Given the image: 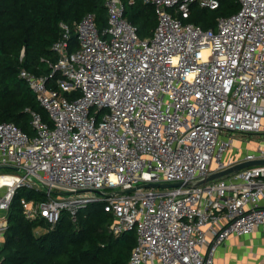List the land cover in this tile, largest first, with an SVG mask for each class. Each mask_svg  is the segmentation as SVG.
Listing matches in <instances>:
<instances>
[{"label": "built area", "instance_id": "obj_1", "mask_svg": "<svg viewBox=\"0 0 264 264\" xmlns=\"http://www.w3.org/2000/svg\"><path fill=\"white\" fill-rule=\"evenodd\" d=\"M133 2V0H131ZM157 25L141 38L122 0L96 15L60 23L51 74L19 72L52 124L32 111L34 134L0 122V245L18 189L26 219L49 229L64 211L101 203L115 235L134 230L128 264H216L231 237L264 233V164L202 185L184 183L248 160H264V142L239 155L232 131L264 134V0H239L215 28L187 21L191 6L219 0H144ZM58 73L60 76L55 77ZM183 184L137 188L144 183ZM0 264L1 259H0Z\"/></svg>", "mask_w": 264, "mask_h": 264}, {"label": "trees", "instance_id": "obj_2", "mask_svg": "<svg viewBox=\"0 0 264 264\" xmlns=\"http://www.w3.org/2000/svg\"><path fill=\"white\" fill-rule=\"evenodd\" d=\"M122 2L125 17L137 27L139 36H151L157 25L154 5L144 0ZM219 2L216 9L194 3L187 21L204 29L215 28L218 18L240 8L239 0ZM87 13L96 15L99 30L107 26L105 0H0V122H14L33 135L34 111L52 124L49 113L19 72L25 68L49 76L51 68L43 59H56L52 45L61 35L60 23L71 26L76 42L75 23ZM24 196L42 199L44 194L25 187L17 190L0 245L2 264H128L137 243L136 231L115 235L110 230L113 214L105 211L103 204L88 205L76 221L64 211L56 226L49 229L43 219H26L20 205Z\"/></svg>", "mask_w": 264, "mask_h": 264}, {"label": "crops", "instance_id": "obj_3", "mask_svg": "<svg viewBox=\"0 0 264 264\" xmlns=\"http://www.w3.org/2000/svg\"><path fill=\"white\" fill-rule=\"evenodd\" d=\"M215 260L216 264H264V233L231 237L218 247Z\"/></svg>", "mask_w": 264, "mask_h": 264}, {"label": "water", "instance_id": "obj_4", "mask_svg": "<svg viewBox=\"0 0 264 264\" xmlns=\"http://www.w3.org/2000/svg\"><path fill=\"white\" fill-rule=\"evenodd\" d=\"M258 164H264V160H248V161H244L241 163H238L230 168H227L225 170L222 171H218L212 174H209L208 176L198 179V180H194V181H190L187 183H184L185 185H192V186H198V185H202L205 184L207 182H210L212 180H216L219 178H222L223 176H227L230 175L231 173H236L239 170L245 168V167H249V166H253V165H258ZM182 182H174V183H144V184H140L137 187H132L129 189H123V190H119L117 191L118 193H126V192H131L137 188H142V187H155V186H165V187H175V186H180L182 185Z\"/></svg>", "mask_w": 264, "mask_h": 264}, {"label": "rangeland", "instance_id": "obj_5", "mask_svg": "<svg viewBox=\"0 0 264 264\" xmlns=\"http://www.w3.org/2000/svg\"><path fill=\"white\" fill-rule=\"evenodd\" d=\"M233 136L239 140L242 141L243 147L240 150L234 149V153H245L248 149H253L255 146H257L258 143L264 142V134L263 133H246V132H240V131H232L231 132ZM13 173V171L1 168L0 174H8Z\"/></svg>", "mask_w": 264, "mask_h": 264}]
</instances>
